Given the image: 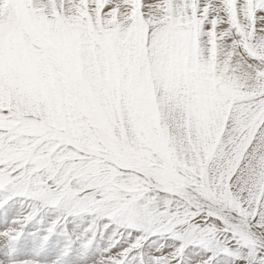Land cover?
<instances>
[{"label":"snow or ice","instance_id":"1","mask_svg":"<svg viewBox=\"0 0 264 264\" xmlns=\"http://www.w3.org/2000/svg\"><path fill=\"white\" fill-rule=\"evenodd\" d=\"M0 264H264V0H0Z\"/></svg>","mask_w":264,"mask_h":264}]
</instances>
